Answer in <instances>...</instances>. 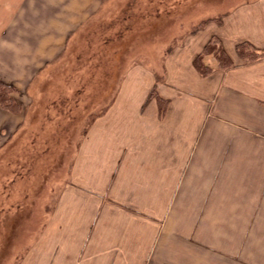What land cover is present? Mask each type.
Returning a JSON list of instances; mask_svg holds the SVG:
<instances>
[{
	"label": "crops",
	"instance_id": "1",
	"mask_svg": "<svg viewBox=\"0 0 264 264\" xmlns=\"http://www.w3.org/2000/svg\"><path fill=\"white\" fill-rule=\"evenodd\" d=\"M102 1L0 0V82L21 105L0 108V152L23 122L36 76L27 64L37 74L55 61ZM242 12L214 34L231 59L241 41L258 59L222 68L207 53L202 75L203 43L174 53L164 82L125 77L87 120L71 182L35 238L39 215L20 213L32 203L0 202V264H264V17L256 29L248 18L264 6ZM15 66L18 83L1 71Z\"/></svg>",
	"mask_w": 264,
	"mask_h": 264
},
{
	"label": "rangeland",
	"instance_id": "2",
	"mask_svg": "<svg viewBox=\"0 0 264 264\" xmlns=\"http://www.w3.org/2000/svg\"><path fill=\"white\" fill-rule=\"evenodd\" d=\"M262 1L103 0L55 61L37 74L27 64V74L36 76L26 96L28 105L21 111L23 122L0 152V202L32 203L20 213L31 210L39 215L30 228L35 238L60 191L71 182L70 164L88 128L87 120L102 113L124 78L145 74L131 80L129 87L141 88L146 75L154 77L156 84L164 82L165 75L172 74L174 53L184 57V48L204 43L194 60L200 68V55L225 52L224 34H214L218 26L225 27L231 20L237 24L244 9L262 7ZM253 14L248 18L255 22L254 29L261 28L264 14ZM23 40L21 35L15 37L18 45ZM235 49L236 57L225 53L221 65L250 63L259 55L246 41L238 42ZM1 71L15 83L26 75L17 66ZM163 203L167 211L169 202ZM0 209L2 213L8 206ZM21 227L18 223L17 229Z\"/></svg>",
	"mask_w": 264,
	"mask_h": 264
},
{
	"label": "trees",
	"instance_id": "3",
	"mask_svg": "<svg viewBox=\"0 0 264 264\" xmlns=\"http://www.w3.org/2000/svg\"><path fill=\"white\" fill-rule=\"evenodd\" d=\"M205 54H207V53H205ZM205 54H202L199 56V59L201 62V64L199 65L200 68H197L194 65V61H193L194 68L202 75H204L208 72V68L205 67V65H203V60H202L203 55H205ZM210 54H212L215 57L216 61L218 62V65L220 67L227 68V67L221 65L223 58L226 56L224 51L217 50L216 52H211ZM257 59L258 58H256L255 60H257ZM14 92H15V89L13 86L0 82V108L9 112V113L15 114V113H19V111H20L19 109H21V105L13 99L12 95ZM92 118H90V119H92Z\"/></svg>",
	"mask_w": 264,
	"mask_h": 264
}]
</instances>
